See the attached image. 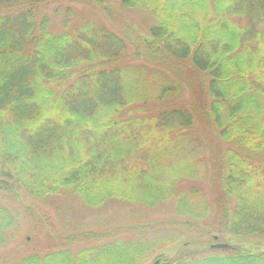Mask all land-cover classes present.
Returning <instances> with one entry per match:
<instances>
[{
	"label": "trees",
	"instance_id": "1",
	"mask_svg": "<svg viewBox=\"0 0 264 264\" xmlns=\"http://www.w3.org/2000/svg\"><path fill=\"white\" fill-rule=\"evenodd\" d=\"M49 1L0 0L2 198L69 191L88 206L171 203L189 219L182 235L199 232L226 247L186 249L159 264H264V0H118L151 15L147 39L125 23L116 31L72 25V14L55 32ZM84 1L107 9L104 0ZM181 84L188 107L150 112L148 102L175 98ZM202 143L214 210L195 185L206 174ZM188 180L195 184L183 188ZM12 222L0 204V248ZM127 246L31 252L10 264H138L143 243Z\"/></svg>",
	"mask_w": 264,
	"mask_h": 264
},
{
	"label": "rangeland",
	"instance_id": "2",
	"mask_svg": "<svg viewBox=\"0 0 264 264\" xmlns=\"http://www.w3.org/2000/svg\"><path fill=\"white\" fill-rule=\"evenodd\" d=\"M104 1L107 7L105 12L99 5L86 3L84 0H50L45 12L55 32L61 31V23L66 15L72 14L73 17H69L72 25L82 21H93L103 24L110 30H115L117 26L125 23L132 26L142 38L147 39L148 29L151 23L153 24L148 12L123 9L118 0ZM129 57L131 56L128 54L127 59ZM202 80L205 83L206 78L203 77ZM179 90L175 98L163 103L153 100L148 102L147 107L151 109L150 112L153 108L174 103L188 107L192 100L189 90L182 84ZM147 93L153 98L158 90L150 88ZM198 95L199 91L195 93L196 102L202 101L205 105L203 94ZM201 127L200 122L194 120L192 128L194 137L203 138ZM202 146L205 156L201 160L205 165L206 174L199 183L185 181L183 188L197 185L201 195L200 200L214 210L212 201L216 197L210 181L208 151L205 150L206 145L202 143ZM218 146L220 148L217 150L223 153L226 146L222 143ZM259 159L260 162H264V154H261ZM24 197L21 203H17L7 201L0 194V204L10 212L13 220L4 234L5 243L0 248V264H10L31 252L44 255L50 251L68 250L75 253L115 240L125 242L128 246L137 241L142 242L145 253L140 257L138 264H153L159 257L162 261L170 260L186 249L202 250L207 246L211 248L215 244L210 237L199 232L194 237L188 234L182 235L185 228L180 222L189 219L178 215L171 203L150 209L125 200L108 199L100 205L88 206L69 191L62 192L59 196H47L39 200L26 195ZM212 217L213 213L207 220ZM190 242H197V245L191 246L188 244ZM248 243L254 244L253 241ZM260 245L264 247V238Z\"/></svg>",
	"mask_w": 264,
	"mask_h": 264
},
{
	"label": "water",
	"instance_id": "3",
	"mask_svg": "<svg viewBox=\"0 0 264 264\" xmlns=\"http://www.w3.org/2000/svg\"><path fill=\"white\" fill-rule=\"evenodd\" d=\"M225 247L226 246L225 245H222V244H216V245L211 246L212 249H223ZM153 264H159V262L158 261H155Z\"/></svg>",
	"mask_w": 264,
	"mask_h": 264
}]
</instances>
